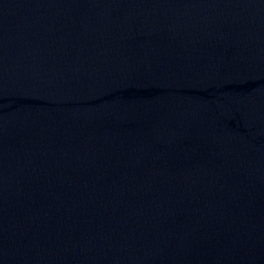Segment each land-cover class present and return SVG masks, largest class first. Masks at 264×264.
I'll list each match as a JSON object with an SVG mask.
<instances>
[{"label": "water", "instance_id": "1", "mask_svg": "<svg viewBox=\"0 0 264 264\" xmlns=\"http://www.w3.org/2000/svg\"><path fill=\"white\" fill-rule=\"evenodd\" d=\"M0 264H264V0H0Z\"/></svg>", "mask_w": 264, "mask_h": 264}]
</instances>
